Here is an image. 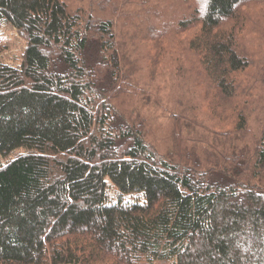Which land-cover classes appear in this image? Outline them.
I'll return each instance as SVG.
<instances>
[{"label":"trees","instance_id":"16d2710c","mask_svg":"<svg viewBox=\"0 0 264 264\" xmlns=\"http://www.w3.org/2000/svg\"><path fill=\"white\" fill-rule=\"evenodd\" d=\"M165 1L0 0V264H264V0Z\"/></svg>","mask_w":264,"mask_h":264},{"label":"rangeland","instance_id":"374dc122","mask_svg":"<svg viewBox=\"0 0 264 264\" xmlns=\"http://www.w3.org/2000/svg\"><path fill=\"white\" fill-rule=\"evenodd\" d=\"M167 4H172V1H165L162 3V6ZM25 46L26 42L19 36L17 30L12 26V24L8 20H2L0 23V62L13 66H19L21 64V56ZM25 151L26 148L19 147L7 154L0 152V165H5L8 161L14 159ZM106 183L107 191L112 196L115 195L117 188L114 186L110 177H106Z\"/></svg>","mask_w":264,"mask_h":264}]
</instances>
